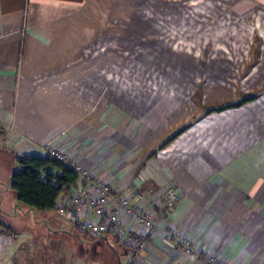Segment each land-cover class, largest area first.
Instances as JSON below:
<instances>
[{"label":"crops","instance_id":"obj_1","mask_svg":"<svg viewBox=\"0 0 264 264\" xmlns=\"http://www.w3.org/2000/svg\"><path fill=\"white\" fill-rule=\"evenodd\" d=\"M153 2L0 0V163L6 156L13 162L5 182L0 176V264H47L32 262L31 234L5 222V216L18 214L16 193L13 210L1 195L20 168L16 157H44L46 146L66 152L117 193L151 191L147 200L131 197L147 210L157 211L169 188L178 196L171 207H161L160 227L132 264H202L174 249L167 232L230 264H264V229L236 231L241 218L250 221L259 214L264 221V204L252 202L242 212L241 202L229 200L224 209L226 189L212 178L219 176L218 168L210 170L200 157L192 160L183 146L172 143L176 136L168 138L173 130L160 126L154 114L161 109L159 89L125 91L120 85L122 102H114L129 41L144 38L146 10L160 15ZM135 91L146 93L145 103ZM139 112H151V119L130 115ZM69 195L68 189L60 198ZM62 217L83 232L74 219ZM121 225L131 234L141 231L133 221L122 219ZM110 237L120 244L127 264L131 245L123 244L114 228L100 239L109 242Z\"/></svg>","mask_w":264,"mask_h":264},{"label":"rangeland","instance_id":"obj_2","mask_svg":"<svg viewBox=\"0 0 264 264\" xmlns=\"http://www.w3.org/2000/svg\"><path fill=\"white\" fill-rule=\"evenodd\" d=\"M153 1L160 15L146 10L144 38L129 41L114 102H122L120 85L125 91L159 89L161 109L154 114L160 126L173 130L168 138L176 136L172 143L183 146L192 160L200 157L210 170L218 168L219 176L212 178L226 189L224 209L229 200L241 202L242 212L252 202L264 204V0ZM134 94L145 103V92ZM136 114L146 120L152 115L130 113ZM4 160L3 182L13 165L8 156ZM7 189L1 195L13 210L16 192ZM244 196L249 200L243 201ZM20 205L18 214L5 216V222L31 234L27 247L32 262L125 264L114 238L91 239L55 210ZM243 220L236 231L264 229L259 214ZM254 226L258 228L252 230Z\"/></svg>","mask_w":264,"mask_h":264},{"label":"built area","instance_id":"obj_3","mask_svg":"<svg viewBox=\"0 0 264 264\" xmlns=\"http://www.w3.org/2000/svg\"><path fill=\"white\" fill-rule=\"evenodd\" d=\"M8 132H12V129ZM44 154V157L60 161L77 175L76 182L69 187L70 195L58 200L55 212L74 219L79 230L93 239L101 238L110 228L116 229L120 241L131 245L127 264H132L139 251L147 246L160 227L157 215L161 207H171L178 200V196L169 188L164 191V201L159 209L147 210L133 202L131 197L134 196L137 201L147 200L152 196L151 191L132 190L131 193H117L109 182L95 177L89 169L80 166L66 152L46 146ZM122 219L137 223L141 231L131 234L129 227L121 225ZM167 236L174 249L183 251L192 260H198L202 264H230L214 253L197 249L181 236L172 232H167Z\"/></svg>","mask_w":264,"mask_h":264},{"label":"trees","instance_id":"obj_4","mask_svg":"<svg viewBox=\"0 0 264 264\" xmlns=\"http://www.w3.org/2000/svg\"><path fill=\"white\" fill-rule=\"evenodd\" d=\"M20 168L11 175V188L20 202L41 210L55 209L62 192L76 182V173L48 156L19 155Z\"/></svg>","mask_w":264,"mask_h":264}]
</instances>
